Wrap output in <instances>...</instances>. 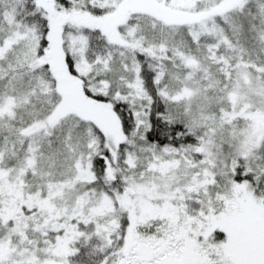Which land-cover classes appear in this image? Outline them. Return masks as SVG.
Instances as JSON below:
<instances>
[{
  "label": "snow or ice",
  "instance_id": "6c2138e0",
  "mask_svg": "<svg viewBox=\"0 0 264 264\" xmlns=\"http://www.w3.org/2000/svg\"><path fill=\"white\" fill-rule=\"evenodd\" d=\"M0 264H264V0H0Z\"/></svg>",
  "mask_w": 264,
  "mask_h": 264
}]
</instances>
